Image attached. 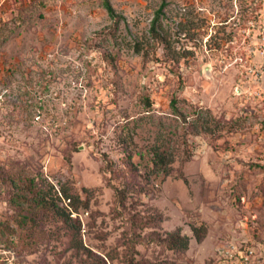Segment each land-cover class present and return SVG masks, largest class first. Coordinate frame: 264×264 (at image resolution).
Wrapping results in <instances>:
<instances>
[{
    "label": "rangeland",
    "instance_id": "rangeland-1",
    "mask_svg": "<svg viewBox=\"0 0 264 264\" xmlns=\"http://www.w3.org/2000/svg\"><path fill=\"white\" fill-rule=\"evenodd\" d=\"M109 2L0 0V264H264V0Z\"/></svg>",
    "mask_w": 264,
    "mask_h": 264
},
{
    "label": "trees",
    "instance_id": "trees-1",
    "mask_svg": "<svg viewBox=\"0 0 264 264\" xmlns=\"http://www.w3.org/2000/svg\"><path fill=\"white\" fill-rule=\"evenodd\" d=\"M103 6L107 10V13L110 18L117 16L109 0H102ZM162 6V5H161ZM161 6L157 10L156 15L152 20L151 29L155 30V23L157 21L159 12L161 11ZM173 162V155L171 153H166L160 151L159 149L154 150V167L157 170L163 171L165 174L170 173V164ZM48 192V193H45ZM67 200L65 205H60L61 200ZM33 203L36 207H46L49 208L53 215L63 221L66 225H72V216L71 212L79 208L80 198L73 193L65 185H61L58 190L54 188L53 185H50V188L47 190L37 189L34 195ZM193 234L196 239L201 237V228L192 227ZM168 243L173 249L185 250L188 248L189 237L186 234L180 233L179 230L172 232L168 236Z\"/></svg>",
    "mask_w": 264,
    "mask_h": 264
}]
</instances>
